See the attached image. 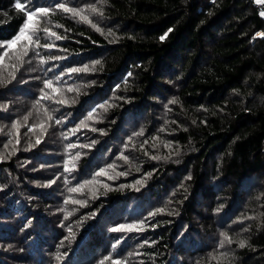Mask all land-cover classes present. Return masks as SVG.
Listing matches in <instances>:
<instances>
[{
  "label": "trees",
  "instance_id": "16d2710c",
  "mask_svg": "<svg viewBox=\"0 0 264 264\" xmlns=\"http://www.w3.org/2000/svg\"><path fill=\"white\" fill-rule=\"evenodd\" d=\"M262 13L0 0V264H264Z\"/></svg>",
  "mask_w": 264,
  "mask_h": 264
},
{
  "label": "snow or ice",
  "instance_id": "6c2138e0",
  "mask_svg": "<svg viewBox=\"0 0 264 264\" xmlns=\"http://www.w3.org/2000/svg\"><path fill=\"white\" fill-rule=\"evenodd\" d=\"M24 7H25L24 4H22L20 2H17L15 4L16 9L23 10ZM58 7L63 9L66 12H72L73 15H79V12L76 9L67 8L63 4L58 5ZM92 10L96 11V9H92ZM38 13L47 15L49 13V9H47V8H36L34 11L28 12L27 13V21L23 25V28H21L19 35H17L15 40L12 41V44H15L17 41H20V40H26L29 42V44H31L33 42V37H32V35L29 34V30H34V25H33L32 21H33L34 17L37 16ZM262 15H264V13H262ZM45 31H49V30L45 29ZM50 34L53 36L56 35L54 32L50 33ZM258 35L264 36V33H259ZM57 39H60V37L57 36ZM161 39H164V37H161ZM36 43H38V40L36 41ZM24 54L26 55L27 53L25 52ZM79 70L80 69H72L71 71H79ZM45 86L49 87V88L52 87L51 81L46 82ZM90 118H91V114H89V119ZM82 125H83V122H82ZM37 143H39V141H37ZM125 159H127V158L125 157ZM100 174H103V173H100ZM74 191H75V189H74ZM133 227L134 226H132V225H128V226L121 225L119 228L113 229V231H121L124 229L132 230ZM243 246H244L243 243H241V247H243ZM113 264H121V262L120 261H113Z\"/></svg>",
  "mask_w": 264,
  "mask_h": 264
},
{
  "label": "built area",
  "instance_id": "2783aa9c",
  "mask_svg": "<svg viewBox=\"0 0 264 264\" xmlns=\"http://www.w3.org/2000/svg\"><path fill=\"white\" fill-rule=\"evenodd\" d=\"M256 6L259 9H264V2L256 0Z\"/></svg>",
  "mask_w": 264,
  "mask_h": 264
},
{
  "label": "rangeland",
  "instance_id": "374dc122",
  "mask_svg": "<svg viewBox=\"0 0 264 264\" xmlns=\"http://www.w3.org/2000/svg\"><path fill=\"white\" fill-rule=\"evenodd\" d=\"M259 1H262V0H259ZM262 2H264V1H262ZM30 9V8H29ZM38 15V14H37ZM35 18V17H34ZM259 36H262V35H259Z\"/></svg>",
  "mask_w": 264,
  "mask_h": 264
}]
</instances>
